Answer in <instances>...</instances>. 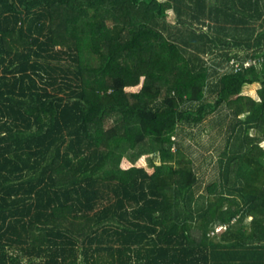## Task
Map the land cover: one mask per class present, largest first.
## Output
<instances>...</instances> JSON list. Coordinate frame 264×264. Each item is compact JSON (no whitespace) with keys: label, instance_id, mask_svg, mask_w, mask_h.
<instances>
[{"label":"trees","instance_id":"16d2710c","mask_svg":"<svg viewBox=\"0 0 264 264\" xmlns=\"http://www.w3.org/2000/svg\"><path fill=\"white\" fill-rule=\"evenodd\" d=\"M260 19L0 0V264H264Z\"/></svg>","mask_w":264,"mask_h":264},{"label":"rangeland","instance_id":"374dc122","mask_svg":"<svg viewBox=\"0 0 264 264\" xmlns=\"http://www.w3.org/2000/svg\"><path fill=\"white\" fill-rule=\"evenodd\" d=\"M173 17H174V13L170 10L169 15H168V19H169V20H172ZM261 24L264 25V22H262V20L260 19V20H258V22L256 23V26L258 25V28H262ZM258 86H259V83L246 84V85H244L242 91H243L244 93H248V94H250V95H253V96L257 97V96H258V94H257V88H258ZM113 118H114V117H113ZM111 122H112V121H111ZM250 133H251V134H255V130L251 129V130H250ZM261 143L264 144V140L261 141ZM250 218H251V217H247V218H246L247 223L249 222ZM219 228H220V227H217V228L215 229V231H218Z\"/></svg>","mask_w":264,"mask_h":264},{"label":"built area","instance_id":"2783aa9c","mask_svg":"<svg viewBox=\"0 0 264 264\" xmlns=\"http://www.w3.org/2000/svg\"><path fill=\"white\" fill-rule=\"evenodd\" d=\"M245 64H246V65L250 64V60H247V61L245 62Z\"/></svg>","mask_w":264,"mask_h":264}]
</instances>
